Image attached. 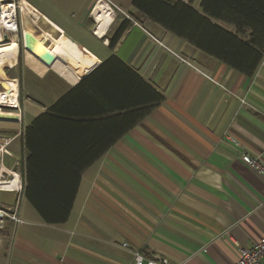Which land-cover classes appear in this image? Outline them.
<instances>
[{"label":"crops","instance_id":"obj_1","mask_svg":"<svg viewBox=\"0 0 264 264\" xmlns=\"http://www.w3.org/2000/svg\"><path fill=\"white\" fill-rule=\"evenodd\" d=\"M22 1L56 27L40 21L35 32L48 49L43 31L61 33L84 49V61L46 65L23 33L0 28V40L9 38L0 46L16 45L0 76L17 83V107L0 103L9 152L1 171L21 184L20 209L29 206L0 264H133L131 250L233 264L239 247L264 236V176L241 159L264 164V57L247 77L144 18L132 0H60L55 9L41 0L40 12ZM99 1L108 16L100 23ZM191 5L201 12L200 0ZM111 55L132 71L99 67ZM133 71L163 95L140 119L146 93ZM8 88L0 80V92ZM28 184L36 201H72L67 219L45 223Z\"/></svg>","mask_w":264,"mask_h":264},{"label":"trees","instance_id":"obj_2","mask_svg":"<svg viewBox=\"0 0 264 264\" xmlns=\"http://www.w3.org/2000/svg\"><path fill=\"white\" fill-rule=\"evenodd\" d=\"M191 2L192 0H132L131 4L144 18L251 77L264 57V0H200L201 12L194 9ZM212 19L231 26V29ZM128 26L127 21L120 24L112 35L110 45L115 43ZM107 65L132 71L115 55L102 61L99 67ZM135 75L146 93L145 104L137 112V119H140L163 100V95L143 81L137 73ZM23 191L45 223H62L67 219L72 201H36L40 195L34 197L31 194L30 184L23 186Z\"/></svg>","mask_w":264,"mask_h":264},{"label":"built area","instance_id":"obj_3","mask_svg":"<svg viewBox=\"0 0 264 264\" xmlns=\"http://www.w3.org/2000/svg\"><path fill=\"white\" fill-rule=\"evenodd\" d=\"M6 2L13 10L11 19L17 25L16 9H18L19 14L21 12L19 0H7ZM1 11L2 9L0 8ZM9 30L13 31V28ZM6 145V143H0V192H11L14 194L15 199L14 203L10 205L0 202V247L6 237L14 232L16 226L23 223L20 215L21 184L15 179L14 173L11 171H1L3 158L5 155H9ZM241 159L264 176V164L258 156L253 157L248 153H242ZM121 246L129 247L126 242H123ZM201 250L204 251L205 249L201 248ZM131 251L133 264H187L189 259L187 257L181 261L172 262L164 256L150 255L146 257L138 250ZM233 264H264V236L249 247H239L237 260Z\"/></svg>","mask_w":264,"mask_h":264},{"label":"bare ground","instance_id":"obj_4","mask_svg":"<svg viewBox=\"0 0 264 264\" xmlns=\"http://www.w3.org/2000/svg\"><path fill=\"white\" fill-rule=\"evenodd\" d=\"M6 1L7 0H0V8L2 9V11L0 12V28L1 27L7 28V29L13 28V31H12L14 33L13 35L16 36L17 31H18V26L11 19L13 10L11 7L7 5ZM19 1H20L19 6L21 7L22 16L26 17L27 19H30L28 20V23L31 26H33V28L35 27L38 30L42 29L38 23L40 21L45 22V23L47 22L48 24H50L52 28L54 29L56 28L52 23L47 21L44 17L40 16L34 9L30 8L22 0H19ZM93 13L96 19L99 21V23L102 20L108 19V16L105 14L106 12L104 10V4L102 1H99L95 5L93 9ZM23 24H24L22 28L23 38H24L23 42H25V45L27 46V48L31 49L32 53L42 52L44 49H46L47 47L43 43V38L39 39L38 37L33 35L31 32H29L30 29L26 26L27 23L24 20H23ZM43 36L45 39L51 42V48L49 50L54 54L56 59L65 63L66 65L73 60H76L77 62H80V63L84 61L83 60L84 58L83 50L84 49L82 48L83 49L82 50L79 45L73 43L67 37L61 35V33L56 36H53L52 34H49L46 31H43ZM15 53H16V45L14 44L0 46V61L1 62L9 61L10 58L12 59V57L15 56ZM0 80L5 81L6 84L11 88V89L8 88V90L0 92V103L3 105L10 104V105L17 107V101H16L17 83L16 81L7 79L4 76V74L3 76H0Z\"/></svg>","mask_w":264,"mask_h":264},{"label":"rangeland","instance_id":"obj_5","mask_svg":"<svg viewBox=\"0 0 264 264\" xmlns=\"http://www.w3.org/2000/svg\"><path fill=\"white\" fill-rule=\"evenodd\" d=\"M9 1V0H8ZM29 1V3L33 6H35L38 11L40 12L41 11V0H27ZM60 2V0H48V3H49V7L50 8H53L55 9L58 5V3ZM34 9V8H33ZM71 13V12H70ZM131 17V15H129ZM16 18H17V26H18V31L17 33H19V37H21L22 35V28H23V20L27 23V27L30 29L29 32H31L33 35H35V32L38 30L37 28H33V26H31L29 23H28V20L30 19H27L26 17L22 16V19L20 18V14H19V11L18 9H16ZM39 23V26H41V22H38ZM38 32V31H37ZM55 34H53V36H55ZM17 36V34H16ZM36 36V35H35ZM14 196L11 194V193H6V192H0V202L1 203H7V204H13L14 203ZM28 205L22 201L21 202V209H20V215H21V218L22 219H27V216H28V213H27V208H29V206L27 207Z\"/></svg>","mask_w":264,"mask_h":264},{"label":"water","instance_id":"obj_6","mask_svg":"<svg viewBox=\"0 0 264 264\" xmlns=\"http://www.w3.org/2000/svg\"><path fill=\"white\" fill-rule=\"evenodd\" d=\"M8 42H9V38H8L7 34H3L2 39L0 40V44H5ZM29 50L31 51V49H29ZM33 54L46 65L52 64L55 60L54 54L48 48L44 49L42 52H38V53L34 52Z\"/></svg>","mask_w":264,"mask_h":264}]
</instances>
